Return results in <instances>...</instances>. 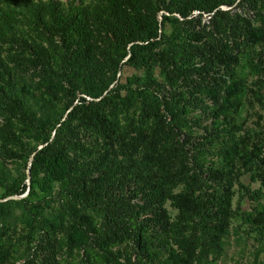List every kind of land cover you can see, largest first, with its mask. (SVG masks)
<instances>
[{
    "label": "trees",
    "instance_id": "16d2710c",
    "mask_svg": "<svg viewBox=\"0 0 264 264\" xmlns=\"http://www.w3.org/2000/svg\"><path fill=\"white\" fill-rule=\"evenodd\" d=\"M263 6L261 0H0V49H19L16 66L8 50L0 51V94L6 87L13 95L2 106L0 147L3 155L20 148L29 161L28 183L14 193L27 186L28 195H41L18 200L29 205L24 232L0 227V245L14 246L12 263L38 258L33 233L48 242L47 253L55 252L58 242L50 239L58 235L69 252L82 249V264H130L120 259L122 246L140 256V264H152L143 253L145 239L170 228L165 201L179 217H194L190 204L201 181L212 189L203 226L215 244L240 175L232 165L240 154L234 117L242 105L240 62L261 37L255 18ZM124 66L133 72L121 82ZM28 71L36 74L33 84ZM34 91L62 105L55 122L26 102ZM196 104L214 131L195 154L179 134ZM210 137L222 144L216 151ZM108 155L146 163L162 189L136 177L93 189L95 159ZM213 157L219 161L212 163Z\"/></svg>",
    "mask_w": 264,
    "mask_h": 264
},
{
    "label": "rangeland",
    "instance_id": "374dc122",
    "mask_svg": "<svg viewBox=\"0 0 264 264\" xmlns=\"http://www.w3.org/2000/svg\"><path fill=\"white\" fill-rule=\"evenodd\" d=\"M261 1L264 2V0ZM222 8H226V6H222ZM193 13L196 14L197 11L194 10ZM200 16L201 23H207L206 13H202ZM156 18L158 21L161 20L159 15ZM255 25L259 27L261 37L246 47L245 55L240 62L239 80L242 85V105L234 115L235 120L240 124L237 132L239 140L236 141L237 145L240 143V154L235 155L232 160L233 171H238L240 175L236 180H233L231 186L229 210L232 213L228 224L215 244L207 240L206 227L208 224L203 226V213L209 204L208 195L212 189L208 183L201 181L194 188L196 190L194 197L196 198L190 204L191 214L194 217L192 215L190 218L179 217L173 204L169 200L165 201L164 206L169 216L170 228L168 231L158 234H149L145 239L147 249L143 253L147 256L149 253L152 264H264V6L260 8L255 18ZM162 27L165 33L169 32L166 22ZM6 47L1 48L0 51L8 50V60L12 59V65L16 66L19 49L16 46ZM132 72L131 67L124 66L120 74L121 82L124 81L126 75ZM24 73L28 82L33 84L37 81V78L33 76L35 73L31 71ZM3 93L4 95L0 94V97L3 96L0 99V125L6 116L2 106L7 100L13 99L8 88L5 87ZM196 96L199 97L197 94ZM25 100L32 106V110L37 116L48 117L50 124L55 122L63 112L61 104L42 101L36 91L32 96H27ZM199 107L196 104V106L188 108V112L183 116L187 128L179 134L180 139L192 143L193 147L190 144L186 146L189 149L187 151L195 154L201 147L200 143L206 142L205 138L210 133L213 134L214 131L211 128L210 119L201 112ZM215 126L214 123L213 127ZM210 139V144L216 151L222 144L219 138L213 140L210 137ZM17 143L19 142L14 144L15 147L19 146ZM41 146L37 145L36 149ZM185 149L183 148V150ZM41 153L47 156L51 152L41 150ZM210 156L208 155L206 159L209 160ZM211 161L212 163L217 162L219 158L216 160V157H213ZM28 162L24 150L12 148L5 151L3 155V150L0 147V227L2 224L7 227L16 226L19 233L24 232L21 229L22 224L28 222L29 215L26 208L29 205L24 206L18 200L22 198L26 201H34L41 196L39 191L28 195L26 193L27 186L24 192L14 193V189L19 187L20 183H28L25 178V174L27 177ZM245 162L247 165L244 164ZM95 164L96 170L90 179L91 187L95 190L132 177L139 178L154 190L162 189L152 168L136 158L101 156L95 159ZM248 165L249 168H247ZM191 172L190 170L189 173ZM199 188L200 190H198ZM206 214L207 212L204 214L205 219L208 218ZM2 228L4 227L2 226ZM17 237L20 240L26 238L25 236L19 237V235ZM31 237L33 240L35 239L33 243L39 245L38 258H32L27 263H24L22 259L12 263L10 257L14 246L7 244L4 248V243H1L0 264H41L42 262L43 264H82L83 250L69 252L63 245L61 246L59 235L55 237V240L50 239L55 245L56 241L58 242V246H54V253L45 251L49 247L47 241L33 233ZM93 248L94 246L89 248L91 254L94 252ZM121 248L120 259L122 257L130 258V264H140L138 260L140 256H135V253L132 250L130 252L129 248L127 249L125 246Z\"/></svg>",
    "mask_w": 264,
    "mask_h": 264
},
{
    "label": "water",
    "instance_id": "95a60500",
    "mask_svg": "<svg viewBox=\"0 0 264 264\" xmlns=\"http://www.w3.org/2000/svg\"><path fill=\"white\" fill-rule=\"evenodd\" d=\"M27 177H28V171H27Z\"/></svg>",
    "mask_w": 264,
    "mask_h": 264
}]
</instances>
